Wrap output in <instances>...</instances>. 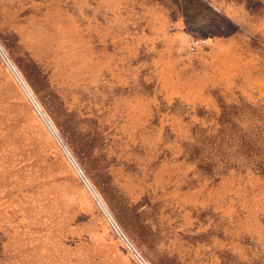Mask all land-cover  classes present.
<instances>
[{
	"label": "rangeland",
	"instance_id": "1",
	"mask_svg": "<svg viewBox=\"0 0 264 264\" xmlns=\"http://www.w3.org/2000/svg\"><path fill=\"white\" fill-rule=\"evenodd\" d=\"M0 48V264H264V0H0Z\"/></svg>",
	"mask_w": 264,
	"mask_h": 264
},
{
	"label": "water",
	"instance_id": "2",
	"mask_svg": "<svg viewBox=\"0 0 264 264\" xmlns=\"http://www.w3.org/2000/svg\"><path fill=\"white\" fill-rule=\"evenodd\" d=\"M0 50H1V53L5 56V53L3 52V50L0 48ZM6 57V56H5ZM11 68L13 69V71H14V73H15V75L17 76V77H19L18 76V73L16 72V70L14 69V67L11 65ZM20 78V77H19ZM21 79V78H20ZM35 105H36V102H35ZM37 107V106H36ZM38 108V107H37ZM40 108V107H39ZM39 112H40V114H41V116L43 117V119L45 120V122L47 123V125L49 126V128L51 129V131L55 134V136H57V138L59 139V141H61V145L63 146L64 145V143L62 142V140H60V136L58 135V133H57V131H56V129L53 127V125L51 124V122H50V120L47 118V116L45 115V113L42 111V109H39ZM65 147V151H66V153L68 154V156H69V158L71 159V161L73 162V164L78 168V165H77V163H76V161L74 160V158H73V156L71 155V153L69 152V150L68 149H66V146H64ZM89 186V188H90V190L91 191H93V194H94V196L96 197V199H97V201H99V203H101V204H103V202L101 201V199H100V197H98V195H97V193L94 191V190H92V186L89 184L88 185ZM95 192V193H94ZM106 210H107V208H105ZM108 213H109V211L107 210V215H108ZM109 215H110V213H109ZM108 215V217H109V219L110 220H112V217H110ZM125 241L127 242V244H128V246L131 248V250L135 253V255L143 262V264H146L144 261H143V259H142V257L140 256V254L138 253V251L136 250V248L130 243V241L125 237Z\"/></svg>",
	"mask_w": 264,
	"mask_h": 264
},
{
	"label": "bare ground",
	"instance_id": "3",
	"mask_svg": "<svg viewBox=\"0 0 264 264\" xmlns=\"http://www.w3.org/2000/svg\"><path fill=\"white\" fill-rule=\"evenodd\" d=\"M147 264V263H146Z\"/></svg>",
	"mask_w": 264,
	"mask_h": 264
}]
</instances>
